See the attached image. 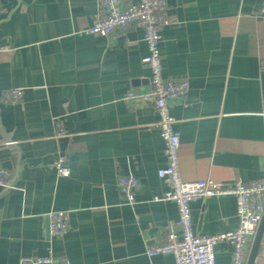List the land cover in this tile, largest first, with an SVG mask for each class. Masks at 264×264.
<instances>
[{
    "label": "crops",
    "instance_id": "crops-1",
    "mask_svg": "<svg viewBox=\"0 0 264 264\" xmlns=\"http://www.w3.org/2000/svg\"><path fill=\"white\" fill-rule=\"evenodd\" d=\"M168 3L163 74L190 81L171 106L183 179L229 186L263 178L262 0ZM99 13L100 0H0V162L14 172V187L0 186V264L50 251L69 264H176L172 254L147 253L170 227L179 233L177 204L164 198L168 184L158 175L167 162L159 116L152 98L137 107L125 100L150 85L144 29L93 34ZM14 87L23 90L17 104L6 97ZM59 155L67 176L54 166ZM128 174L141 182L130 199L118 188ZM191 205L199 234L238 223L233 194ZM53 210L70 212L63 236L49 233ZM232 257L231 242L220 240L216 264H232ZM254 264H264V236Z\"/></svg>",
    "mask_w": 264,
    "mask_h": 264
},
{
    "label": "built area",
    "instance_id": "built-area-1",
    "mask_svg": "<svg viewBox=\"0 0 264 264\" xmlns=\"http://www.w3.org/2000/svg\"><path fill=\"white\" fill-rule=\"evenodd\" d=\"M258 16L264 20V0L258 10ZM168 0H139L137 3L125 5L123 0H100V13L89 32L110 35L139 24L144 29V40L148 53L143 61L151 70L150 85L146 91L132 89L125 95V100L137 107L147 98L154 100L159 116L157 125L165 143V166L159 168L158 175L168 184L164 198L174 200L178 207L177 226L179 233L169 228L164 240L157 246L147 250L149 256L160 253L172 254L176 264H216V244L220 240H228L233 247L232 264H246L245 257L250 242L253 240L264 213V177L258 180H238L231 185L203 178L193 181L183 179L180 169L179 150L181 133L175 128V118L171 113L172 104L186 96L190 89L187 78H166L160 43L161 30L170 24ZM260 70L264 73V59L260 61ZM23 90L14 87L6 91L7 99L17 104L21 102ZM58 134L65 133L61 121H56ZM54 166L59 175L67 176L70 168L66 157L59 155ZM14 172L5 168L0 162V186L3 189L14 187ZM118 188L122 195L131 198L141 188L140 180L133 174L121 175ZM229 193L236 197L238 223L228 232L214 235L199 234L194 229L192 202L217 194ZM49 233L51 236H63L70 226V212L53 210L49 213ZM19 264H69L55 259L52 252L40 256H23Z\"/></svg>",
    "mask_w": 264,
    "mask_h": 264
},
{
    "label": "water",
    "instance_id": "water-1",
    "mask_svg": "<svg viewBox=\"0 0 264 264\" xmlns=\"http://www.w3.org/2000/svg\"><path fill=\"white\" fill-rule=\"evenodd\" d=\"M263 236H264V213L258 225L254 238L252 240L250 252L246 264H254V262L256 261L258 253L261 249Z\"/></svg>",
    "mask_w": 264,
    "mask_h": 264
}]
</instances>
